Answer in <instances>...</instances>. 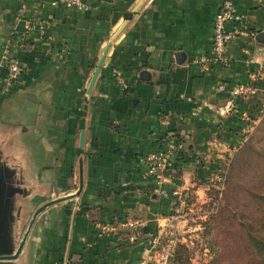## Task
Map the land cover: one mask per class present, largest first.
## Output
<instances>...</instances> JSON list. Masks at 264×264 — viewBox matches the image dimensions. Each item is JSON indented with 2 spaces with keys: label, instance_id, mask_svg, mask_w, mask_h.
<instances>
[{
  "label": "crops",
  "instance_id": "0c3cea01",
  "mask_svg": "<svg viewBox=\"0 0 264 264\" xmlns=\"http://www.w3.org/2000/svg\"><path fill=\"white\" fill-rule=\"evenodd\" d=\"M222 1L82 0L77 11L60 0H0V134H12L34 187L31 213L81 181L76 197L37 216L23 264H155L184 224L171 217L173 192L206 201L208 172L242 143L239 109L264 93V0H234L249 35L228 45V66L198 63L212 54ZM35 21L43 32L26 29ZM4 52L25 68L8 87ZM240 86L256 94L235 95ZM169 138L177 158L152 176L144 158Z\"/></svg>",
  "mask_w": 264,
  "mask_h": 264
},
{
  "label": "rangeland",
  "instance_id": "374dc122",
  "mask_svg": "<svg viewBox=\"0 0 264 264\" xmlns=\"http://www.w3.org/2000/svg\"><path fill=\"white\" fill-rule=\"evenodd\" d=\"M249 90L248 94H256L254 88ZM260 98L257 101L254 95L255 100L238 108L240 114H247L243 122L247 127L240 134V147L222 168L225 186L220 193L210 189L217 196L207 194L204 203L189 202V210L180 220L184 222L182 228L169 238L174 247L185 248L181 250L183 264H238V258L244 261L240 245L233 242L246 238V230L239 226L245 221L242 215L254 213L257 200L264 197V93Z\"/></svg>",
  "mask_w": 264,
  "mask_h": 264
},
{
  "label": "built area",
  "instance_id": "2783aa9c",
  "mask_svg": "<svg viewBox=\"0 0 264 264\" xmlns=\"http://www.w3.org/2000/svg\"><path fill=\"white\" fill-rule=\"evenodd\" d=\"M60 3L67 9H74L77 11H84L87 9L86 5L82 3V0H60ZM25 11L26 8L23 6L20 13H25ZM36 27L43 32L44 23L35 21L26 25V29ZM248 32L247 20L245 16L237 12L234 0H223L213 21L212 54L209 58H199L198 63L202 65L204 70H207L212 64L221 65L223 67L228 66V45L238 37L248 36ZM2 61L5 69L3 86L8 87L13 83L19 82L21 77L25 74V68L7 52H4ZM219 90H222V86L219 87ZM250 91L249 88L240 86L234 91V94L242 95ZM177 155L178 145L176 139H167L163 150L149 154L144 158L148 173L152 176L157 175L160 171L169 167ZM205 180L209 189L213 188L220 193L224 181L222 169L215 168L209 171ZM173 196L175 201L171 217L178 221L181 220L183 215H186L187 210H189V203L179 191H174ZM102 231L108 232L110 230L108 228H102ZM161 246L162 248H160L155 264H175L172 262L174 242L168 239L163 242Z\"/></svg>",
  "mask_w": 264,
  "mask_h": 264
},
{
  "label": "water",
  "instance_id": "95a60500",
  "mask_svg": "<svg viewBox=\"0 0 264 264\" xmlns=\"http://www.w3.org/2000/svg\"><path fill=\"white\" fill-rule=\"evenodd\" d=\"M109 46H106L94 69L86 95L92 91ZM11 137V133L0 134V264H23L21 252L37 216L55 204L76 197L81 189V181L75 194L45 202L31 213L28 203L35 190L24 179V165L12 153ZM83 138L82 132L80 145Z\"/></svg>",
  "mask_w": 264,
  "mask_h": 264
},
{
  "label": "trees",
  "instance_id": "16d2710c",
  "mask_svg": "<svg viewBox=\"0 0 264 264\" xmlns=\"http://www.w3.org/2000/svg\"><path fill=\"white\" fill-rule=\"evenodd\" d=\"M177 158V157H176ZM230 163L228 161L227 165ZM226 165V166H227ZM223 187L226 183L225 173L223 174ZM210 190V189H209ZM208 190V191H209ZM217 196L216 192L210 190L208 195ZM258 205L255 208V212L251 215L243 216V225H239L241 229H245L247 236L241 241H234V245L239 246V253L243 257L238 258V264H264V197L257 200ZM185 249L182 245L175 246L172 251V262L175 264H183L181 262V250ZM233 264H237L234 261Z\"/></svg>",
  "mask_w": 264,
  "mask_h": 264
}]
</instances>
